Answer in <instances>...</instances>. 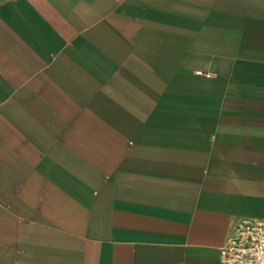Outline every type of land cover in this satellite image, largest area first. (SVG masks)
Listing matches in <instances>:
<instances>
[{
    "label": "crops",
    "instance_id": "crops-1",
    "mask_svg": "<svg viewBox=\"0 0 264 264\" xmlns=\"http://www.w3.org/2000/svg\"><path fill=\"white\" fill-rule=\"evenodd\" d=\"M242 219L264 0H0V264H222Z\"/></svg>",
    "mask_w": 264,
    "mask_h": 264
},
{
    "label": "built area",
    "instance_id": "built-area-1",
    "mask_svg": "<svg viewBox=\"0 0 264 264\" xmlns=\"http://www.w3.org/2000/svg\"><path fill=\"white\" fill-rule=\"evenodd\" d=\"M195 74L214 76L200 71ZM219 260L222 264H264V219L230 222Z\"/></svg>",
    "mask_w": 264,
    "mask_h": 264
}]
</instances>
